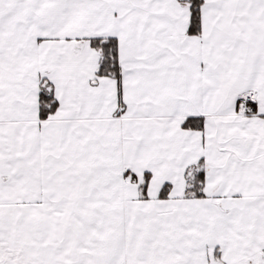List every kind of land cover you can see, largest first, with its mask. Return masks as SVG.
Returning <instances> with one entry per match:
<instances>
[{"label":"snow or ice","instance_id":"snow-or-ice-1","mask_svg":"<svg viewBox=\"0 0 264 264\" xmlns=\"http://www.w3.org/2000/svg\"><path fill=\"white\" fill-rule=\"evenodd\" d=\"M0 264H264V0H0Z\"/></svg>","mask_w":264,"mask_h":264}]
</instances>
